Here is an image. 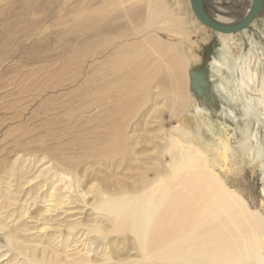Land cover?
Returning <instances> with one entry per match:
<instances>
[{
  "label": "bare ground",
  "instance_id": "obj_1",
  "mask_svg": "<svg viewBox=\"0 0 264 264\" xmlns=\"http://www.w3.org/2000/svg\"><path fill=\"white\" fill-rule=\"evenodd\" d=\"M86 1L0 0V264H264V7Z\"/></svg>",
  "mask_w": 264,
  "mask_h": 264
},
{
  "label": "rangeland",
  "instance_id": "obj_2",
  "mask_svg": "<svg viewBox=\"0 0 264 264\" xmlns=\"http://www.w3.org/2000/svg\"><path fill=\"white\" fill-rule=\"evenodd\" d=\"M61 1L62 0H56V2H54V4L57 5V6H55V8L57 9V10L55 9V11H57L56 13H58V12H60V13L59 14L54 13L55 15L52 14L53 16H51V17H49L50 15H48L45 19L46 20L45 22H43L40 25H37V26H39V27H37V29H38L37 33H40L41 37H43V38L54 37L52 40H50V41H53V43H50V44H53V45H51L52 48L56 46L55 41L61 40V39L56 40L55 35L62 33V28H63L62 26H64L63 22H65L67 19L73 18V16H74L73 11H74L76 6L75 5L73 6L71 3H74L77 0H71V2L69 1L68 6H64V7L61 6V3H60ZM75 4H79V3H75ZM80 6H81V8H82V6H84L86 8V11H87V9L90 10L91 9L90 0H87L85 3L81 4ZM51 8H53V2L52 1H51L49 9H51ZM39 15H40V18H42L43 13L41 12V13H39ZM207 33H208V36L210 37V40L215 41L213 33H211V31H207ZM71 38L72 37H70V39ZM192 40L198 41V42L202 41L201 37L196 36V35L192 36ZM50 44H49V46H50ZM212 44L213 43L205 44L206 47L209 49V52L212 50ZM206 56L208 57V53L206 54ZM13 59H14V62L17 63V65H19L20 67L22 66L21 72H24V73L25 72L29 73V72H32L33 70L36 71L38 66H40L37 63V61H35V62L30 61V60L28 61V58H25V57L23 58V57H21V55L14 56L11 58V60H13ZM8 60H10V59H8ZM14 73L11 74V76H13V77L17 76V74H20V70L14 71ZM5 101L2 100L0 102V109L3 107V104L5 103ZM1 114H2V112L0 113V115ZM165 117H166V115H165ZM3 155H5V154L3 153ZM137 173H138V171H133V174H137ZM241 175L239 176V180H241L240 189H241L243 195L248 200V202L250 203V205L253 209L259 210L264 214V207H262V201L264 200V195L262 193V189L264 187V184L262 182L261 175L257 174L256 176L253 177L249 168H247V169L245 168L242 171ZM242 181H244V182H242Z\"/></svg>",
  "mask_w": 264,
  "mask_h": 264
},
{
  "label": "water",
  "instance_id": "obj_3",
  "mask_svg": "<svg viewBox=\"0 0 264 264\" xmlns=\"http://www.w3.org/2000/svg\"><path fill=\"white\" fill-rule=\"evenodd\" d=\"M191 3L197 18L203 24L216 32L225 34L239 32L249 27L262 12L264 7L263 0H253L251 11L245 19L235 25H223L215 22L207 15L205 12L204 0H191Z\"/></svg>",
  "mask_w": 264,
  "mask_h": 264
}]
</instances>
